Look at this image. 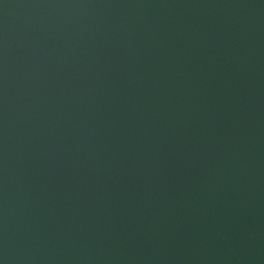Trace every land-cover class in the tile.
Masks as SVG:
<instances>
[{"label": "water", "instance_id": "95a60500", "mask_svg": "<svg viewBox=\"0 0 264 264\" xmlns=\"http://www.w3.org/2000/svg\"><path fill=\"white\" fill-rule=\"evenodd\" d=\"M0 264H264V0H0Z\"/></svg>", "mask_w": 264, "mask_h": 264}]
</instances>
